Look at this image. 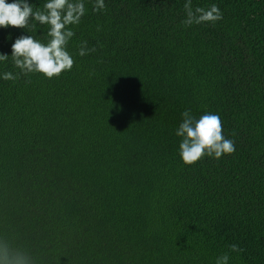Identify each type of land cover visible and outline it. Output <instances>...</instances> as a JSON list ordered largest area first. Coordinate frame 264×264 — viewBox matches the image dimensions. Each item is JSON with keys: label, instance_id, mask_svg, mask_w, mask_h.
Wrapping results in <instances>:
<instances>
[{"label": "trees", "instance_id": "obj_1", "mask_svg": "<svg viewBox=\"0 0 264 264\" xmlns=\"http://www.w3.org/2000/svg\"><path fill=\"white\" fill-rule=\"evenodd\" d=\"M184 2L86 0L70 71L0 81V238L38 264H264V0H192L222 19L188 27ZM186 109L235 151L183 164Z\"/></svg>", "mask_w": 264, "mask_h": 264}, {"label": "clouds", "instance_id": "obj_2", "mask_svg": "<svg viewBox=\"0 0 264 264\" xmlns=\"http://www.w3.org/2000/svg\"><path fill=\"white\" fill-rule=\"evenodd\" d=\"M86 0H0V28L7 26L23 29V32L11 38L10 53H0V64L11 57L12 66L18 72L0 71V81H14L20 76L40 74L45 79L59 77L62 72H68L73 67V54L69 52V41L75 33L73 28L80 24L85 15ZM36 4L34 7L33 5ZM92 11L105 9V0H91ZM184 19L181 23L191 26L201 23H214L222 19L221 10L215 3L207 7L192 5V0L183 4ZM33 22L31 25L29 22ZM31 26L42 32L46 39L41 41L29 34ZM46 26V28L44 27ZM27 33V34H24ZM95 48L81 41L75 55L85 56L94 52ZM181 120L174 129V135L179 137L177 154L185 165H191L201 157L219 159L235 151L231 139L222 133L220 116L215 112H203L198 117L190 110L180 113ZM229 250L239 253L243 249L231 244ZM227 253L218 255L214 264H228ZM0 264H38L36 258L25 248L0 238Z\"/></svg>", "mask_w": 264, "mask_h": 264}]
</instances>
